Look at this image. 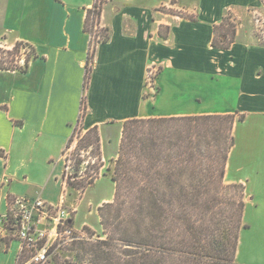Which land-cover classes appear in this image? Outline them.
<instances>
[{
  "label": "crops",
  "instance_id": "crops-1",
  "mask_svg": "<svg viewBox=\"0 0 264 264\" xmlns=\"http://www.w3.org/2000/svg\"><path fill=\"white\" fill-rule=\"evenodd\" d=\"M95 1L0 0V47L26 43L34 53L24 71L0 70V194L21 172L28 181L26 163L24 170L11 171V163L24 154L29 164L57 158L63 168L62 152L78 123L83 96L81 131L97 128L106 172L105 162L118 157L127 120L234 115L223 182L243 187L247 226L239 234L235 263L264 264V40L256 39L252 18L264 19V0H120L111 9L102 4L97 24L108 30V41L93 49L84 89L91 46L85 19ZM225 18L235 37L226 49L213 47L215 28ZM223 35L221 41L227 39ZM36 39L50 48L39 51ZM153 65L159 69L156 93L144 98L145 74ZM103 178L111 177L103 172L90 188ZM110 182L111 194L96 208L113 201ZM9 189L5 200L0 197V213L7 197L59 200L41 193L30 197L27 191L14 196ZM83 198L75 217L91 204Z\"/></svg>",
  "mask_w": 264,
  "mask_h": 264
},
{
  "label": "trees",
  "instance_id": "trees-1",
  "mask_svg": "<svg viewBox=\"0 0 264 264\" xmlns=\"http://www.w3.org/2000/svg\"><path fill=\"white\" fill-rule=\"evenodd\" d=\"M102 2L94 12L97 18ZM92 13L89 10L85 19V29L90 33ZM227 21L225 18L215 28L213 47L226 49L233 41L235 27ZM220 27L225 28L224 33ZM222 34L227 37L225 41H221ZM95 37L98 40L94 45L91 42L84 65V89L91 76L88 65L93 49L97 43L108 41V30H100ZM30 61L14 70L24 71ZM84 113L83 96L73 130L82 129ZM233 124L234 115L127 120L121 130L118 157L107 169L115 184L113 201L97 209L106 239L81 246L82 255L75 256L76 262L236 264L239 234L247 226L243 223V187L223 182L234 144ZM96 129L85 133V142L100 158ZM71 140L72 136L67 144ZM93 177H88L89 187ZM67 185L77 188L69 180Z\"/></svg>",
  "mask_w": 264,
  "mask_h": 264
},
{
  "label": "rangeland",
  "instance_id": "rangeland-1",
  "mask_svg": "<svg viewBox=\"0 0 264 264\" xmlns=\"http://www.w3.org/2000/svg\"><path fill=\"white\" fill-rule=\"evenodd\" d=\"M118 1L120 0H103L102 3L108 4L107 8L111 9L113 6H118L119 4ZM159 10L165 12L167 11L165 8H160ZM257 17L258 15L256 14L253 15L252 18L255 21ZM231 25L233 24L231 23ZM254 32H255V36L257 37L256 39L258 40L259 33L255 31V27H254ZM35 42L36 45L38 46L39 51L41 50L47 51V49L50 48V43L45 42V40L43 39H36ZM30 48L31 47L29 46V44L19 43V42L15 43L9 48L6 45L0 47V69L13 68L14 70L17 68H22L26 63V61L32 59V50ZM36 72L37 71H35V73ZM144 86H146V84ZM154 94L150 92V94L144 96V98L153 97ZM76 133L77 134H75L74 138H76L78 135L80 136V138H82V140L80 139L81 141L80 140L78 141L79 145H77V147L84 148L85 146H87V143L85 142L86 141L85 133H83L80 129ZM72 145L73 143L70 144L69 145L70 147L66 150L65 158L67 159L72 158L73 160L74 157L71 154L73 153ZM91 155L96 156V151H93ZM33 157L34 158L36 157L35 152L33 153ZM56 159L57 158H55V160H53L52 162H48V161L44 162L39 160L37 162L33 161L31 164H29L28 156L24 154L23 156L19 157V159L14 160L11 163V171H14L15 168L18 169L17 171L24 170L25 168L23 163H26V166L30 168L29 171L27 172L29 179L27 182H25L22 176L23 173L21 172L14 180L11 181V185H9L10 187L8 185L5 186V190L0 194V197H3V199L5 200L4 197H6V194L8 193L7 190L10 188L9 193L14 196H23L20 193L21 192L26 193L27 191L29 193L28 195H31L30 197H36L41 193V195L43 194L42 195L43 198L46 199L57 198L58 200L62 195V192L66 191L65 192L66 204L68 205L69 200H73V201L75 200L74 201L75 204L74 206H72V208L75 210V214L77 213V206L80 205L83 196L85 202L88 201L91 202L89 206H86V203L82 206L81 211L78 212L77 217L74 216V221H73V227L74 228L76 227L75 229L77 230H82L86 232L90 240H82L80 242L75 243L73 246L67 247L58 252H54V254L56 255L54 259L56 264H78L79 262H76L77 259H75V256L80 257L82 255V251L80 250L81 246L86 247L89 246L90 244H94L97 241H102V240L105 241L106 239V236L103 234V230L100 223V217L97 212V209L101 207L105 202L102 203L98 208H96V205L102 200V198H107L112 191V185L109 179L103 178L100 181V183L94 188H90L86 182L88 180V177L90 176H94L93 178L95 179V177L96 178L100 177L104 172L105 175L110 177L111 173L106 172L105 168H101L103 162L101 158H97V161H95V164L92 167H90L89 165L85 171L84 170L78 171L79 174L82 175V177H79V174L76 175L74 171V167H72L71 173H73V176L76 175V177L79 178L74 179V181H71V183L73 187H77V188H69V187L66 188L63 186L60 179V176H62V166L61 164H57ZM73 161L71 162L72 164ZM110 163L111 162H105V165L109 167ZM79 183H83V186H80ZM74 189H77L78 191L81 190V192L75 191ZM99 191L101 192L98 193ZM80 193H82V195H80ZM96 193L98 194L96 195ZM83 222H85L83 226L81 227L76 226L77 224L80 225ZM2 242L3 244L4 243L5 244L1 245ZM17 252H18V242L16 238H14L12 235H9L4 239H0V264H17L15 262V257L17 255ZM24 261H26L25 257L21 259L19 263H22Z\"/></svg>",
  "mask_w": 264,
  "mask_h": 264
},
{
  "label": "built area",
  "instance_id": "built-area-1",
  "mask_svg": "<svg viewBox=\"0 0 264 264\" xmlns=\"http://www.w3.org/2000/svg\"><path fill=\"white\" fill-rule=\"evenodd\" d=\"M98 2L100 0H96L90 9L93 12L90 18V23L93 22V26H91V33L89 32L92 45L96 43V39L98 40L95 35L100 31L94 13L98 10ZM253 24L255 31L259 33L258 40H264V19L258 16ZM158 73L159 69L155 65L149 67L146 71L144 85L146 84L148 95L150 92L152 94L156 92L154 83ZM76 132L75 130L72 131V140L69 144H66L62 152V159L64 160H62L63 168L60 179L66 188L69 187L67 180L74 181V179L82 177L78 171H85L89 165L92 167L98 158L91 155L94 151L92 146L77 147L79 145L78 141L82 138L79 135L74 138ZM71 142L73 143V153L71 154L75 158V160L73 158L75 164L72 158H68L69 160L65 158V152L72 144ZM72 167H74L76 175L79 174V177L73 176V173H71ZM65 192H62L56 203H47L42 201L41 198L25 200V198L9 199L7 197L6 207L0 213V239H4L9 235L16 238L18 252L15 262L17 264H56L54 252L61 251L82 240H90L86 232L73 227L75 210L66 205ZM24 257L26 261L19 263Z\"/></svg>",
  "mask_w": 264,
  "mask_h": 264
}]
</instances>
